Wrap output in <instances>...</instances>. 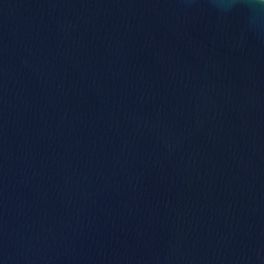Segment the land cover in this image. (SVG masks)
I'll return each instance as SVG.
<instances>
[{
  "label": "water",
  "instance_id": "1",
  "mask_svg": "<svg viewBox=\"0 0 264 264\" xmlns=\"http://www.w3.org/2000/svg\"><path fill=\"white\" fill-rule=\"evenodd\" d=\"M0 264H264V3L0 0Z\"/></svg>",
  "mask_w": 264,
  "mask_h": 264
},
{
  "label": "snow or ice",
  "instance_id": "2",
  "mask_svg": "<svg viewBox=\"0 0 264 264\" xmlns=\"http://www.w3.org/2000/svg\"><path fill=\"white\" fill-rule=\"evenodd\" d=\"M261 3H264V0H260Z\"/></svg>",
  "mask_w": 264,
  "mask_h": 264
}]
</instances>
